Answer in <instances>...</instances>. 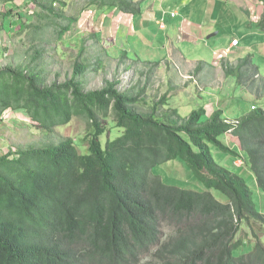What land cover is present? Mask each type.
<instances>
[{
	"label": "trees",
	"instance_id": "1",
	"mask_svg": "<svg viewBox=\"0 0 264 264\" xmlns=\"http://www.w3.org/2000/svg\"><path fill=\"white\" fill-rule=\"evenodd\" d=\"M28 1L42 9L39 19L67 21L55 25L57 39L78 21L55 11L57 0ZM142 1L85 3L134 17L141 14ZM258 1L264 23V0ZM124 57L122 52L119 62ZM84 70L75 63L69 79L48 86L28 67L0 70V122L8 112L22 110L47 131L76 116L89 124L85 153L68 138L0 155V264H264V246L256 235L251 251L234 255L243 244L238 235L243 223L264 228V213L255 209L245 179L253 177L264 194V109L255 106L236 124L220 110L207 115L203 108L183 118L163 96L148 111H139L143 88L120 89L113 80L85 91ZM241 70L247 92L264 98V81L255 80L257 72L247 60L236 68L224 65V74L239 80ZM110 114L122 133L102 145L103 120ZM228 134L237 139L239 153L221 140ZM213 148L232 164L220 165ZM238 158L242 167L234 165ZM174 159L184 162L204 191L166 185L152 175V167ZM212 190L224 199H216ZM164 227L171 229L168 235Z\"/></svg>",
	"mask_w": 264,
	"mask_h": 264
},
{
	"label": "rangeland",
	"instance_id": "2",
	"mask_svg": "<svg viewBox=\"0 0 264 264\" xmlns=\"http://www.w3.org/2000/svg\"><path fill=\"white\" fill-rule=\"evenodd\" d=\"M180 1L143 0L140 4V15L127 16L124 21H119L121 18L118 19L116 15L120 14L115 9L96 10V7H89L85 0H57L53 4L55 11L62 10L64 16L77 17L78 20L72 23L69 31L60 39H57L55 25L65 26L66 20L53 19L54 24L39 19L37 14L42 12V9L28 0H17L5 6L0 4V70L6 67L24 69L28 67V70H34L40 75L44 85L48 86L53 82L62 83L69 79L74 64L78 63L85 68L80 77L85 91L100 89L106 81L113 80L120 82V89L136 92L143 88L144 93L136 109L146 112L165 94V88L158 75V67L150 65L154 63L152 60L159 59L163 55L169 57V54L179 51L188 61L202 59L211 62L212 59L214 60V52L225 49L233 36L242 39L240 34L242 28L235 26V20H231L230 17L231 13L229 15L226 11L235 0H217L216 2L221 4L218 11L221 25L215 29L219 31L218 35L215 38L208 40L204 38L196 42L181 40L175 28L183 20L195 23L198 17L194 11V16L191 18V8H195L194 4L197 2L206 3L207 0H195L193 4L189 3L184 8ZM171 9H175L178 13V17L174 20L169 17ZM217 9L219 7L216 8V12ZM127 19L129 22L125 24ZM161 20L166 25L165 31H160L155 25L156 21ZM34 25L40 26L38 33L34 32ZM247 25L251 26V36L242 40L241 47H252L251 57L255 70L260 76L254 78L264 81V34L259 33L252 23L248 22ZM183 26L186 27L187 23ZM79 51H81L80 55H78ZM122 52H125V57L119 62V55ZM224 61V59L218 61L219 67ZM222 71L219 74V81L223 79L224 67ZM227 78L222 85L230 92L228 97L220 98V107L225 117L240 118L251 110V106L264 109L263 97H248L242 89L245 77L241 80L239 78L237 80L235 76ZM209 99L212 100L208 97L207 100ZM198 105L200 104L197 101L190 102L189 109L196 110L200 107ZM214 107H217V104ZM208 108L210 109V106ZM103 126L106 132L100 136L102 145L107 138L112 140L122 133L120 128L115 127L112 114L103 120ZM88 129L89 124L83 116H76L68 124L47 131L33 124L25 111L8 112L0 122V155L10 150L15 152L56 145L68 138L76 142L79 153H85L87 142L84 141V137ZM227 138L230 142L232 135L228 134ZM221 140L226 141L225 138ZM215 152L217 151L213 148V155L222 165L219 161L220 155L217 156ZM151 173L166 185L198 192L205 190V186L193 177L180 159L156 165L152 167ZM245 179L252 192L255 209L264 213V194L257 188L253 177H245ZM211 192L216 199H224L219 192L214 190ZM252 230L256 232L253 236L250 232ZM163 232L168 235L171 229L164 227ZM238 235L243 239V244L234 252L235 256L252 250L255 235L264 246V228L258 224L251 222L248 226L243 223Z\"/></svg>",
	"mask_w": 264,
	"mask_h": 264
},
{
	"label": "crops",
	"instance_id": "3",
	"mask_svg": "<svg viewBox=\"0 0 264 264\" xmlns=\"http://www.w3.org/2000/svg\"><path fill=\"white\" fill-rule=\"evenodd\" d=\"M195 0H181V6L186 7L189 3L193 4ZM204 1V0H203ZM217 0H207L206 3L197 2L194 4L195 8H191V18L194 16L193 12L197 14L195 19V23L188 22L187 20H183L180 22V25L175 28L177 31V35L181 37V40H188L190 42H196L197 40L202 39H211L215 38L219 31H215L218 25H221L219 21V10L221 8V4L216 2ZM17 2V0L15 1ZM14 2V3H15ZM193 2V3H192ZM217 12H216V8ZM230 10V11H229ZM228 14L231 13V20H235V23L238 28H242L240 30L241 37L233 36V39H237L239 44L237 47L231 48L230 42L227 43L225 49L223 48L220 51L214 52V60L207 61V60H198V61H188L184 54L179 51H174L168 55H163L161 58L152 60L154 63L150 64L151 66L158 67V75L161 78L162 86L165 88V94L163 95L168 103V107L177 110L181 117L186 118L190 114L193 109H189V103L193 101H197L198 107L197 109L203 108L207 115H210L213 111L220 110L222 111L223 117L229 121H235L236 119H229L224 116L223 109H221V101L220 98L228 97V93L230 92L225 88L223 83L227 81V77L225 74L223 79L219 81V74L222 73V68L224 65L230 68H236L238 64L243 61L247 60L250 67L255 68L252 60L253 51L251 50L252 47H241V42L244 38L251 36V26L247 25L248 22L252 23L257 29L259 33L264 34V23L261 21L263 15V4L258 0H235L232 5H230V9H226ZM170 12H174L175 16L170 19L174 20L178 17V13L175 9H171ZM217 14V15H216ZM116 17L121 18L119 21H124V18L127 15H116ZM191 20V19H190ZM220 23H219V22ZM129 20H125V24L128 23ZM164 23V21H163ZM187 23V26L184 27L183 24ZM158 26V22L156 24ZM226 27H228L226 25ZM237 28V29H238ZM160 31L166 30V25L164 23L163 28L158 26ZM186 30V32H183ZM228 30V29H227ZM215 31V32H214ZM254 35H256L254 33ZM216 43V42H215ZM229 50L228 54L223 58L225 61L219 67V60L216 58V53ZM141 61H146L142 60ZM147 63V62H146ZM238 74V71H236ZM239 74L242 76L241 79L244 78L245 72L241 70ZM235 76L238 80L237 75ZM257 77H260L257 73ZM218 78V80H216ZM240 79V80H241ZM220 82V83H219ZM243 87L242 89L245 91L248 97H252L247 92L245 82L243 80ZM208 90V91H206ZM178 92H180L178 94ZM206 92V93H205ZM167 93V94H166ZM162 96V97H163ZM212 98L207 100V98ZM208 101V102H207ZM229 103V101H228ZM217 104V107H212ZM210 106V109L208 108ZM251 108V107H250ZM226 139L227 145L236 150L239 153L238 141L235 137L232 136V139L228 140L227 135L224 136ZM220 162L225 167H229L232 164L233 160L228 159L224 156H219Z\"/></svg>",
	"mask_w": 264,
	"mask_h": 264
},
{
	"label": "built area",
	"instance_id": "4",
	"mask_svg": "<svg viewBox=\"0 0 264 264\" xmlns=\"http://www.w3.org/2000/svg\"><path fill=\"white\" fill-rule=\"evenodd\" d=\"M6 4L8 5V4H11V3H6ZM6 4H3V5L5 6ZM169 15H170V17L173 18V17L175 16V13H174V12H169ZM158 26H159L160 28H163V26H164L163 20H161V21L158 22ZM238 44H239L238 40H237V39H233V40L231 41L230 47H231V48L237 47ZM228 52H229V50H224V51H221V52L216 53L215 56H216L217 60L220 61V59H223V58L228 54ZM254 108H255V106H251L250 109L253 110ZM232 123L236 124L237 121H233ZM234 165H235L236 167H242V166H243V161H242V159H241V158L236 159V160L234 161Z\"/></svg>",
	"mask_w": 264,
	"mask_h": 264
}]
</instances>
